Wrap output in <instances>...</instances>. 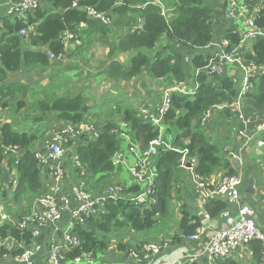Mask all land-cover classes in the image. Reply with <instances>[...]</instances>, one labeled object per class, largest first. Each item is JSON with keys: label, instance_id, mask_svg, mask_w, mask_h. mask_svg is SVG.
<instances>
[{"label": "trees", "instance_id": "trees-1", "mask_svg": "<svg viewBox=\"0 0 264 264\" xmlns=\"http://www.w3.org/2000/svg\"><path fill=\"white\" fill-rule=\"evenodd\" d=\"M74 1L41 0L40 6L28 14L26 19L8 17L3 20L0 30V111L9 108L11 102L19 100L16 97L17 93L25 95L24 99L28 95L26 85L7 83L10 74L18 72L23 66L30 69L50 66L51 61L45 50L56 56L63 54L66 34L74 35V41L88 39L90 45H92L90 39H93L94 35L108 37L114 28L123 27V22L130 13H132L130 20L134 22L142 20L143 26L140 28L139 23L135 32L120 42L119 50L129 51L131 58L127 65L116 66V77L132 81L148 73L150 78L166 81L169 87L182 82L189 84L191 78H194L198 90L193 96L172 94L171 107L164 118L162 134L157 127L139 116V107L136 109L133 103L125 101L116 104L109 114V119L101 128L93 124L98 131L96 137L89 138L84 135L79 137L76 153L81 168L76 166L77 181L80 179L81 169H84L86 175L81 178L87 185V190L93 195L96 196V190L119 185L122 187V195L126 198L108 200L98 216H85L84 224L78 225L73 232L81 245L66 254L68 261H75L85 255L96 259L99 254H108L111 235L114 233L130 229L140 234L157 228L169 216L174 191L178 193L180 189L178 186L186 179L187 173L179 167L183 157L181 152L188 151L189 159L196 160L195 173L201 180L210 179L219 169L228 176L238 175L231 160L220 156L217 142H212L205 129L200 127L204 113L218 105L232 104L238 92L236 84L226 76L210 79L204 73L196 74L195 71L208 67L210 61L214 60L207 53L217 36L215 8L209 0H160L162 7L152 4L138 11L134 8L133 0H80L78 6L81 9L72 7ZM215 1L219 4L218 0ZM87 8H93L99 15H103L106 22L100 18L89 17ZM255 23L257 28L264 29V4ZM32 26H35L30 38L33 50L24 51L23 39L18 33ZM85 26L89 28L88 33L83 30ZM163 39L167 45L159 48ZM223 41H227L228 45L224 46ZM241 41L239 29L225 30L216 46L221 44L224 51L232 52L239 48ZM215 53L218 54V46ZM243 60L245 66L252 65L258 68L264 66V38L259 37L255 41L252 53L244 56ZM250 82L251 89L245 98L247 105L244 117H252L259 124H263L264 74L259 72ZM41 92L45 98L38 101V107L43 115L55 113L60 121L77 128L89 122L87 115L92 109L87 104L86 94L54 98L47 90ZM38 94L37 92L36 96H39ZM137 96L143 95L139 93ZM133 102L136 103L137 100ZM18 106L19 109L24 108L25 101L19 100ZM122 124H126L127 128L123 129ZM0 133V161H3L8 150H19L21 153L17 162V186L11 200L21 202L27 196L33 198L34 202L47 192L43 188L42 171L34 152L39 136L21 133L11 123L1 125ZM125 133L130 134L129 141L122 138ZM160 136L163 142L170 144L175 151L163 148L152 159V167L157 172L155 203L148 208H141L129 199L140 192V185L131 176L127 167L120 166V169L116 167L114 158L119 152H123L127 159L130 158L132 156L128 149L130 146L145 151L149 144ZM11 164L13 165V161ZM124 169L132 178V184L125 183L116 175L117 171ZM114 180L116 182L109 186V182ZM33 202L30 207H33ZM227 208L228 204L220 199L206 200L204 206L205 213L211 219L220 218ZM180 215L178 222L180 234L162 240L160 244L170 241V246L174 248L183 244L187 237L198 235L203 224L197 214L183 205L180 208ZM0 235L3 238L11 237L19 243L24 242L26 246L31 244L33 237L32 232L23 231L17 225L0 227ZM129 247L119 243L118 255L129 251L137 252L142 258H138L139 264L149 263L144 260L143 254L141 255V244L136 250ZM248 247L252 254L250 264H261L264 258L263 242L253 240ZM21 252L20 249L15 255ZM214 264L242 263L237 256H233L218 259Z\"/></svg>", "mask_w": 264, "mask_h": 264}, {"label": "built area", "instance_id": "built-area-1", "mask_svg": "<svg viewBox=\"0 0 264 264\" xmlns=\"http://www.w3.org/2000/svg\"><path fill=\"white\" fill-rule=\"evenodd\" d=\"M80 0H75L72 7L81 9L78 6ZM41 0H15L6 9L8 17H21L26 19L28 14L34 12L40 6ZM220 5L226 7L227 16L233 21H242L244 30L240 33L242 37L241 45L245 42H254L259 38H264V29L256 27L255 20L263 9L264 0H246V5H241V0H218ZM157 4L162 7L160 0ZM248 7L251 12L246 11ZM85 10V9H84ZM87 14L91 18H100L106 22L103 15H99L93 8L86 9ZM140 28L143 26V21L139 20ZM35 31V26L22 30L18 36L23 39L25 43L30 46V38ZM75 36L67 34L64 40V47L68 45L69 41ZM227 46V41L222 42ZM240 45V46H241ZM218 54L213 55L214 60L210 61L208 67L199 70L195 69L196 74L204 73L208 78L213 79L218 76L222 78L225 75L224 66H237L243 70V75L237 83V97L232 104H222L211 108L203 114L200 121V126L204 129L210 130L212 126L211 113L215 111H230L233 116L241 119L245 126L248 125V120L244 117V103L249 90L251 89V78L253 72L252 65L245 66L242 52L236 48L232 52L223 50L221 44H217ZM64 49V52H65ZM45 53L50 60H55L56 57H61L63 54L56 56L51 52L45 50ZM198 90V85L191 86L189 84L176 83L173 86L164 89L160 95L161 100L158 105L142 104L139 106V116L146 122L163 132V121L171 107V96L174 93L193 96ZM122 128L126 129L127 125L122 124ZM84 128H77L71 124H67L56 130L51 139L48 141L45 149L37 151L35 157L38 160L41 171H49L55 178L60 191V184L65 177V169L62 164V159L65 156V146L68 144L70 138L81 137ZM257 134H264V125H261L256 130ZM243 138L252 139L248 136L246 130L239 133ZM122 138L129 141L130 134L125 133ZM247 140V141H248ZM251 142L245 141L243 148L250 146ZM260 147L264 146V141H260ZM168 151H175L170 144L163 142L162 137L152 141L145 151H141L139 147H128L130 154L133 156L132 164H130L126 155L119 152L114 162L116 167H127L131 176L140 185V192L129 197L130 201L138 207L148 208L155 203L154 195L156 190L157 172L152 167V159L159 154L161 149ZM183 157L180 161V169L184 170L192 180L194 190L205 201L209 199H220L228 204L227 210L221 214L222 225L220 227L205 228L202 227L198 235L187 237L186 243H194L199 238L206 236L208 240L206 244H202L196 251H185L181 254V259L185 260L187 264H195L198 260L207 258L210 264L218 259H224L236 256L242 249L248 247V244L253 240H259L264 244V232L257 225V214L253 207L241 201V188L243 185V178L241 175L223 176L217 184H212L207 187L195 173L196 160H190L188 151L181 152ZM228 158L233 160V164H242L241 158L236 153L227 152ZM76 166L81 168L78 161V156L75 159ZM235 166V165H234ZM86 175V171L81 169L80 179L74 186H71V192L76 201L75 207L71 208V199L64 196L59 198L56 192H46L40 198H36L33 202V207L30 214L24 217L17 227L23 231L32 232V242L30 245L20 243L21 253L14 256L15 264H79L83 261L91 263L93 259L87 255L76 259L75 261H68L66 254L72 249L81 245L80 240L73 235L75 228L78 225H83L85 216H98L101 208L108 200H121L126 197L122 195V187L114 185L106 188L105 192L93 195L87 190V185L81 177ZM70 211V218L61 228L63 213L66 210ZM0 218L2 221H10L9 215L0 211ZM206 219L210 217L205 215ZM59 224V225H58ZM49 226H55L54 234L57 237L56 241L49 237L45 238V229ZM13 239V238H12ZM15 240V239H14ZM16 241V240H15ZM46 246L48 248L46 249ZM170 246L169 242L164 244L150 243L145 244L142 253L145 260L150 258L160 257ZM130 259H138L135 252L131 253ZM152 264H156L153 262ZM261 264H264V258Z\"/></svg>", "mask_w": 264, "mask_h": 264}, {"label": "crops", "instance_id": "crops-1", "mask_svg": "<svg viewBox=\"0 0 264 264\" xmlns=\"http://www.w3.org/2000/svg\"><path fill=\"white\" fill-rule=\"evenodd\" d=\"M14 1L15 0H0V30L3 26V20L5 18H8V16L5 13L6 9L9 5L14 3ZM133 2H134V8L137 11L138 10H144L152 4L153 5L156 4L155 0H133ZM209 2L215 8L214 22L216 24V30H217V35H218V37L216 36V38H218L217 43L223 37V32L225 30H231V29L237 30V29H239L240 33L244 30L243 22L242 21H233L232 19H230L227 16L226 8L223 5L220 6L215 0H211V1L209 0ZM241 5L245 6L246 0H241ZM246 11L251 12V10L248 7H246ZM127 16L128 17L123 22V27L114 28V31H111L112 34H109L108 37L102 38V37H100V35H94L93 39L92 38L90 39L91 44L94 41H98L99 39L100 40L108 39L107 43L113 44L115 46V48L119 52V57L124 56V58H125V60L122 62L119 60L118 63L121 66H125V63L128 60H130L131 53L129 51L119 50L120 42L123 39H128V37L131 35V33L135 32L136 28H138V26H139V21L134 22V21L130 20V18L132 17V13L128 14ZM10 18H16V17H10ZM18 18H21V17H18ZM83 30L85 31V33H88L89 28L85 26V27H83ZM66 36H67V34H66ZM162 41H164V47H165L167 45V42L165 39H163ZM82 42H83V48L81 49L80 54L84 53L85 50L88 48V46H91L89 44L88 39L84 40ZM76 44L77 43L72 44V45H76ZM253 45H254V42H245L240 46V51L242 52V57L246 56L247 54L252 53ZM22 46H23L22 49L24 51L33 50V48L31 46H28V44L25 43L24 41H23ZM74 47L72 48V50L74 49ZM159 48H163V47H160V44H159ZM92 50H93V48L92 49L88 48L86 50V54H89L88 57L93 56V54H91ZM215 52H217V46L216 45L211 46V48L209 50H207V53H209V56H213ZM73 54H76V52H73ZM70 55H72V51H69L68 56H70ZM73 57L74 56H72L71 58H73ZM91 60H94V59L91 58ZM50 61H53V60H50ZM57 62L58 61H56L55 63L51 62L50 66L44 67V68L30 69V68L23 66L20 69V71H22L23 69L26 72L28 71L29 76H31L33 74L35 77V81H33V84H31V83L25 84L23 82V84H25L26 86L31 87V89H29V92L36 90L39 93L43 90H47L48 93L50 92L51 94H55L57 96H65V94H68V92H71L72 93L71 96H72V95H74V92L77 89H78V92L76 95L82 94V92L85 91V90L81 91L82 85L84 84V83H82V79H83L82 76L79 79H77V76L74 75L73 73L69 74L70 84H69V82L68 83L67 82L60 83L58 81L57 77L61 76L59 73L60 72L66 73V74H64V77H66L68 72L71 71V68L69 66L63 65V63H57ZM224 68H225L224 71H225L226 77L230 78L237 85L238 80L240 79V77L244 73L243 70L237 66H229V65H225ZM46 71L48 72L47 74H46ZM53 71H55V72H53ZM251 71L254 73L253 77L251 78V79H253L255 76H257V74L259 72H261V74H264V66L262 68L251 67ZM85 74H86V72H85ZM50 78H52V85L49 82ZM45 79H47V84H45ZM71 79H74V80L77 79V81L72 82ZM161 81L163 83L165 82L163 80H161ZM142 82H143V84H145V81H142ZM74 83L76 84L75 87H73ZM189 84L191 86H196L195 79L191 78ZM167 87H169V86H167V84H166L164 89H166ZM73 88L75 90H72ZM144 89L147 92H149L148 94L147 93H144V94L150 95L152 97V100L147 101V102L153 106L158 105V103L161 100V95L158 93V96H154L153 93L150 92V89L147 87V85L145 86ZM140 94H142V93H140ZM118 101H119V103L128 101L129 103L135 104V102H133L134 100L132 102H130L128 99L127 100L121 99ZM143 103H145V102H143ZM143 103H141V104H143ZM246 105H247V103L245 102L244 103L245 115H246V109H245ZM139 106L140 105H138V107ZM227 112L228 111L225 110V111H215L214 113H211V117H212L211 129L213 128V125H217V126H222V128H226V132L227 131L230 132V134L227 132L224 135L223 134L220 135L221 138H224L222 140V143H221L222 147H223V145H227L228 143L231 142V138L229 137L231 135V132L240 133L241 131H244V130H246L247 132L248 131L252 132L250 134L252 141H251L250 146H248L247 149L243 148L242 140H244V138L242 136H240L239 134L236 137H238V139H240L241 142L238 144L237 147L229 148V149L222 148V147L221 148L224 152V155L223 154L222 155L226 158H228L227 152L237 153V155L240 156L242 164L237 162V164L234 163L233 166L235 165L234 168L237 170L238 174L241 175L243 178V185L241 188V201L250 205L251 207H253L255 209L256 214H257V225L264 232V173L260 169V167L256 165V163H255L256 161H254L255 158L250 159V158H248V155H247L248 152L252 153V155H254V153H256V150H258L256 148V146H257L258 142L264 141V134L263 133L257 134L256 132H254L256 127L251 131V129H248L251 124H249V126H245L243 124V122L241 121V119L237 118L236 116H232L231 115L232 113L230 111L228 113ZM54 115L55 116L51 115V118H46L47 121L49 122L48 130H51V133L48 135L49 140L51 139L53 132L56 131V130L52 131V128L54 127V125H57V123H62L61 125L58 126V129L65 127L67 125V123L60 121L55 113H54ZM245 118L248 121H250V120L255 121V120H253L252 117L250 118V120H249V117H245ZM37 121L39 122L40 120H37ZM256 124H257V127L264 125V123L259 124L257 120H256ZM78 128H84L85 130L83 131V135L87 136L89 138L96 137L95 135H96V133H98L95 126L93 124H89L87 122L79 125ZM252 134H253V136H252ZM0 136H1V133H0ZM78 140H79L78 137H72V138H70L68 144L65 146V156L61 160L63 167L65 169V177H64V180L62 181V183L60 184V191L57 190L58 184H57L55 178L53 177V175L49 171H45L44 173L41 174L42 175L41 178H42V182H43V188L46 189L47 192H54L55 191L59 198L66 196L69 199H71V203H70L71 208H74L75 204H76V201L74 200L72 192H71V186H74V184L77 183V178H78V174H77V170H76V160H75L78 156L76 153V146H77ZM39 141L40 140H38V144L36 145V147L34 149L35 153L37 151L39 152V151L45 149L47 146V143H48V141L46 143L39 142ZM225 147H228V146H225ZM240 150H242V152H240ZM20 157H21V153L19 150H8V153L5 154L3 161H0V192L3 193V198H2V201L0 202V211H4V213L8 214L9 219H10V221L4 222L0 218V227H2L4 225H9L10 227H15L19 223V221H21L24 217H26L30 213V210L32 208L30 206L33 202V198H28L26 196L21 202H15V201L11 200L12 193H14V190L17 186V180H18L17 162H18V159H20ZM128 159L132 163L133 157L130 156V158H128ZM230 160L233 163V160L232 159H230ZM11 161H13V165L11 164ZM119 167H117V168H119ZM116 175H118L120 177V179H122L125 183L132 184V178L130 177V180L126 179L124 177L123 170L117 171ZM225 175H226L225 172L223 170L219 169V170H217L216 174L214 176H212L210 179L202 180V181L207 187H209L212 185L213 182H215V181L219 182L220 179ZM252 178H254L256 180V186H255L254 193L252 195H249V194H247L248 183H249L250 179H252ZM186 182H187V185H184V188L182 187V185L178 186L180 188V189H178V194H179L178 199H180V208H181V206L186 205L191 210V212H194L195 214H197V216L201 219L203 227H205V228L220 227L222 225V218L221 217L218 219H211V218L206 219L205 218V215H207L205 213V209H204L206 201L203 198L199 199L198 196L196 194H194V192H193L194 185H193L192 180L188 174L186 175V179H185V182L183 184H185ZM105 190H106V188L96 190L95 194H101V192L103 193V192H105ZM69 218H70V211L67 209L63 213L62 222L60 223L61 228H64V226L68 222ZM180 218H181V215H180V213H178V217L177 218L175 217V221L170 226L167 225L166 229H170V227L172 225H173V227H172L173 229L169 230L167 232H163L162 235L160 236L162 238V240L171 239L173 236L180 234V231L178 228V222H179ZM54 231H55V226H49L47 229H45V233H44L45 238L49 237L51 240L56 241L57 237L55 236ZM207 240H208V237H206V236L199 238L194 243H186L187 241L185 239L184 242H182L183 244H181L177 247H174V248H172V246L169 247L156 260L153 261V259L150 258L149 260H146V261L149 262L148 264H152L153 262H155L156 264H187V262L185 260L181 259V254L184 253L185 251H188V252L196 251L202 244H206ZM168 242L170 243V241H168ZM133 249H136V248H133ZM18 250H20V243L19 242L15 241L11 237L3 238L0 235V264H15L14 256H15V252ZM3 251L6 253L2 254ZM117 254H119V252H117ZM124 254H122L121 256L117 255L116 261H114L115 263H113V264H139L138 259H130L131 255L126 256ZM236 256H237V259L242 260V262H243V263L241 262L242 264H245V261L247 259L251 260L252 254L249 250V247H245ZM103 257L104 256H102V258ZM140 259H142V258H140ZM94 261L95 260H93L91 263H88V262H85V263L93 264ZM71 264H73V263H71ZM79 264H81V263H79ZM101 264H111V263L106 262V260H101ZM195 264H210V263H209V260L207 258H203V259L198 260Z\"/></svg>", "mask_w": 264, "mask_h": 264}, {"label": "rangeland", "instance_id": "rangeland-1", "mask_svg": "<svg viewBox=\"0 0 264 264\" xmlns=\"http://www.w3.org/2000/svg\"><path fill=\"white\" fill-rule=\"evenodd\" d=\"M211 1V0H210ZM155 3L157 5V0H155ZM75 37L71 39L66 46L65 52L61 57H56L55 61L57 63H63L65 66H69L71 68V71L68 72L66 77H64L63 72H60V77H57L58 81L60 83L69 82V74H74L77 76V79H79L82 76V85L81 91L82 94H86L88 98V106L92 110L90 111V114L87 115V123L94 124L98 128H101L105 121L109 119V114L112 113L113 109L116 107V103L118 104L121 99L129 100L132 102L133 100H137L135 104H133L134 108H137L140 103H147V101H151L152 97L150 95H146L144 93L147 92L145 88V84L150 89V92L153 93L154 96H158V93L160 94L163 90L167 82L164 83L161 80H157L154 77L150 78L148 73L145 75L143 74V77L140 79L127 81L123 78L116 77V66H119V60L122 62L125 60L124 56L119 57V52L115 48L113 44L107 43L108 39L104 40H98L94 41L91 46H88V48H93L92 53L93 56L88 57L89 54H86V49L84 53L80 54L81 49L83 48V42L82 41H74ZM74 41V42H73ZM76 45H72L75 44ZM75 46V47H74ZM74 49L72 50V48ZM160 47H164V41L160 43ZM69 51H72V55L68 56ZM73 52H76V54H73ZM74 56L73 58H71ZM92 59H96L91 60ZM129 60L125 63H127ZM53 65V64H52ZM55 72V71H53ZM86 72V74H85ZM48 72L46 71V74ZM80 73V74H79ZM118 75V74H117ZM77 79H71L72 82H76ZM145 79V84H143V80ZM32 80V81H31ZM50 84L52 85V78L49 79ZM33 81H35V77L32 74L29 76L28 71H18L15 73H12L9 75V79L7 80L8 84H19V85H25V84H33ZM23 82L25 84H23ZM45 84H47V79H45ZM76 84L74 83L73 87H75ZM109 88V89H108ZM29 89L31 87L27 86V96L24 99L25 95L22 93H17V99L25 101V107L19 109L18 101L15 100L10 103L9 108L6 110L0 111V126L5 123H11L13 127L21 132V133H28V134H35L39 136V142L46 143L49 140V134L51 133V130H48L49 122L46 118H51L52 116H55L54 113L43 115L39 111L38 107V101L43 100L45 97H42L43 93L39 92V96H36L37 91L33 90L32 92H29ZM40 89V88H39ZM72 90H75L74 88ZM40 91V90H39ZM78 92V89L74 92L75 96ZM81 93V92H80ZM139 93H142L144 96L140 97L137 96ZM71 92H68V94H65V96L70 95ZM49 95H53L54 98L62 97L57 96L55 94H51L49 92ZM114 97V98H113ZM137 97L139 99H137ZM233 116V115H232ZM37 120H40L39 122ZM250 120V118H249ZM62 123H57V125H54L52 128V131L58 130V126ZM250 127L248 129H251V131L256 127L254 132H257V124L256 121H248V125ZM201 127V126H200ZM202 128V127H201ZM204 129V128H202ZM206 135L208 138H211L210 140L212 142H217L220 151L219 154L222 156L224 155V152L222 148H234L237 147L238 144L241 142L238 137H236L239 133H233L231 132V135L229 136L231 138L230 143H226L227 145L221 146L222 140L224 138H221V134H226L227 132L230 134L229 131L226 132V128H222V126L213 125V128L211 130H207ZM220 131V132H219ZM47 132V133H46ZM54 133V132H53ZM248 136L251 134V132H247ZM233 135V136H232ZM48 136V137H47ZM253 136V134H252ZM214 138V139H213ZM244 137V140H242V145L244 146L245 141L248 143L251 142L252 139L248 140ZM259 143V142H258ZM38 144V141L36 145ZM34 146V149L36 147ZM228 146V147H225ZM127 147V144H125V148ZM222 147V148H221ZM239 148V147H238ZM248 148V147H247ZM246 148V149H247ZM256 153L252 155V153L248 152V158L254 159L256 161V165L260 167V169L264 173V146L260 147L259 144H257ZM240 149V148H239ZM242 152V150H240ZM237 154V153H236ZM124 177L128 180H130V176L126 172V170H123ZM116 181L109 182V186L111 184H114ZM185 182V180H184ZM184 182H181L182 187L184 188V185H187V182L183 184ZM218 181L213 182L212 184H217ZM194 194L198 196L199 199H201V196L193 190ZM3 193L0 192V202L2 201ZM179 194L174 191V200L171 202V208L169 211V216L165 218L158 226L154 229L143 232V233H135L130 229H127L125 231H120L117 233H114L111 235V245L109 249L108 254H99L98 257L95 260L93 264H101V260H106V262H109L111 264L115 263L116 256L118 255L117 252L118 244L124 243L125 245H129V248H137L138 245H142V249L145 244L150 243H160L162 242V238L160 237L163 232H167L169 230H172L173 225L170 227V229H166L167 225H171L175 221V217H178V213H180V199ZM135 245V246H134ZM136 250V249H134ZM132 251H129V253L126 252V256H130ZM124 254V253H122ZM141 250V255H142ZM137 258H140V254L136 252ZM102 256H104L102 258ZM250 259H247L245 261V264L250 263ZM86 260L83 261L81 264H88L85 263ZM242 262V260H241ZM243 263V262H242Z\"/></svg>", "mask_w": 264, "mask_h": 264}, {"label": "water", "instance_id": "water-1", "mask_svg": "<svg viewBox=\"0 0 264 264\" xmlns=\"http://www.w3.org/2000/svg\"><path fill=\"white\" fill-rule=\"evenodd\" d=\"M218 37V35H217ZM218 38L215 39V42L213 45H216ZM255 186H256V180L254 178L250 179L249 183H248V189H247V194L252 195L254 193L255 190ZM48 248V246H46V249Z\"/></svg>", "mask_w": 264, "mask_h": 264}]
</instances>
